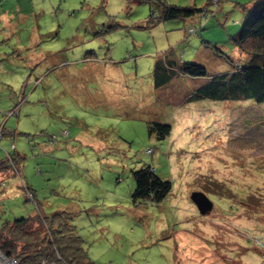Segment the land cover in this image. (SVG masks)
<instances>
[{
  "label": "rangeland",
  "instance_id": "obj_1",
  "mask_svg": "<svg viewBox=\"0 0 264 264\" xmlns=\"http://www.w3.org/2000/svg\"><path fill=\"white\" fill-rule=\"evenodd\" d=\"M161 1L202 11L162 20L159 0H0V122L25 99L0 144L15 143L41 211L68 212L97 264H264V103L185 96L245 64L232 37L255 0ZM168 53L209 75L158 91L154 65ZM155 121L170 134H150ZM143 166L171 181L161 202L134 200ZM5 175L0 229L37 211Z\"/></svg>",
  "mask_w": 264,
  "mask_h": 264
},
{
  "label": "trees",
  "instance_id": "obj_2",
  "mask_svg": "<svg viewBox=\"0 0 264 264\" xmlns=\"http://www.w3.org/2000/svg\"><path fill=\"white\" fill-rule=\"evenodd\" d=\"M159 2L162 6L160 15L162 20L177 17L191 18L202 11L196 6L182 7L169 5L161 0ZM205 12L209 14V10ZM152 23H154L153 19ZM232 39L235 47L248 56L247 61H244L245 64L239 62L230 71L210 75L206 82L188 95V100L208 98L213 100H251L258 104L264 103V0L254 1L240 31ZM181 75L207 77L209 72L205 66L198 63L184 62L177 65V60L171 53H168L155 62L154 87L161 88ZM24 100L19 101L16 106L20 108L19 103ZM18 108L11 115L7 111H12L13 108L5 111L3 113L5 119L0 122V125L6 129L7 119L18 114ZM170 132L171 125L168 123L155 121L149 124V133H156L160 138L168 136ZM4 136L5 134L1 139ZM0 147L6 153L4 157L0 158V175L5 174L8 170L16 173L21 179L24 192L31 196L28 195V199L37 207V211L30 216L7 220L2 224L0 229L2 252L7 256L19 257L18 264H41L43 261H46V264H97L89 257L83 246V239L76 232L74 225L70 223L71 217L68 212L59 210L48 216L41 211L35 191L21 176L23 158L17 153L15 143H11V149H4L5 147H2L1 144ZM133 177L136 183L133 192L135 201L161 202L172 188L171 181L160 176L151 166L133 170ZM34 224L42 227L45 225V228H34ZM40 230L44 231L41 236ZM20 241H24V245L18 251Z\"/></svg>",
  "mask_w": 264,
  "mask_h": 264
},
{
  "label": "water",
  "instance_id": "obj_3",
  "mask_svg": "<svg viewBox=\"0 0 264 264\" xmlns=\"http://www.w3.org/2000/svg\"><path fill=\"white\" fill-rule=\"evenodd\" d=\"M191 198L201 213H206L213 207V201L202 191L192 192Z\"/></svg>",
  "mask_w": 264,
  "mask_h": 264
},
{
  "label": "crops",
  "instance_id": "obj_4",
  "mask_svg": "<svg viewBox=\"0 0 264 264\" xmlns=\"http://www.w3.org/2000/svg\"><path fill=\"white\" fill-rule=\"evenodd\" d=\"M177 78H179V77H177ZM177 78H175V79H173L172 81H174V80H177ZM172 81H170L169 83H168V85L171 83V84H173L172 83ZM201 82V81H200ZM206 82V81H205ZM170 84V85H171ZM167 85V84H166ZM163 86V87H161V88H156L158 91H160V90H162V89H164L165 87H167V86ZM197 87H195V88H190L189 90H187L186 92H188V93H186V95L185 96H187V95H189L192 91H194L195 89H196ZM186 89V88H185ZM180 91V90H179ZM13 93V92H12ZM14 95H16V94H14ZM14 98V97H13ZM14 103H8V106L10 107L11 105H13ZM15 106H16V104H14ZM14 106V107H15ZM13 107V108H14ZM8 110V109H7ZM19 111H20V108H19ZM1 112V111H0ZM2 113V112H1ZM7 132H8V130L6 131V133H5V135L7 134ZM11 177V175L10 176H4V174H1L0 175V181H1V185H0V191H2L5 187H6V182H7V180L9 179ZM20 183V182H19ZM20 185V184H19Z\"/></svg>",
  "mask_w": 264,
  "mask_h": 264
},
{
  "label": "built area",
  "instance_id": "obj_5",
  "mask_svg": "<svg viewBox=\"0 0 264 264\" xmlns=\"http://www.w3.org/2000/svg\"><path fill=\"white\" fill-rule=\"evenodd\" d=\"M190 32L193 33L194 32V29L191 28L190 29ZM12 111L11 110L10 111H7V113L11 115L12 114ZM1 127L3 128L2 125H0V128ZM0 133H1V131H0ZM2 254L0 253V264H18V261L15 260V257H13V256H7L4 253H2ZM41 264H46V263H45V261H43Z\"/></svg>",
  "mask_w": 264,
  "mask_h": 264
}]
</instances>
